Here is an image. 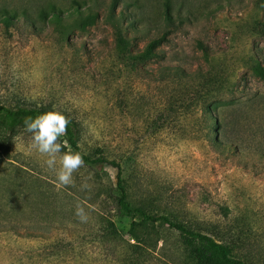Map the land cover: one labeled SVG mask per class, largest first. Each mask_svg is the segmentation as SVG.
Wrapping results in <instances>:
<instances>
[{"label":"rangeland","instance_id":"374dc122","mask_svg":"<svg viewBox=\"0 0 264 264\" xmlns=\"http://www.w3.org/2000/svg\"><path fill=\"white\" fill-rule=\"evenodd\" d=\"M109 2L0 0L15 12L6 29L0 22V104L62 111L84 150L111 146L130 201L264 264V79L251 71L264 65V0H119L112 16L129 50L165 35L158 56L128 67L115 59ZM49 3L62 15L89 6L98 17L64 34L38 17ZM29 142L20 132L0 158V264L181 262L160 242L135 257L130 219L97 206L96 173L114 182L113 167H82L74 187L58 188L43 159L26 155ZM77 204L88 222L74 215Z\"/></svg>","mask_w":264,"mask_h":264},{"label":"trees","instance_id":"16d2710c","mask_svg":"<svg viewBox=\"0 0 264 264\" xmlns=\"http://www.w3.org/2000/svg\"><path fill=\"white\" fill-rule=\"evenodd\" d=\"M119 0H110L107 10V20L114 29V49L115 59L120 66L128 67L138 61L158 56V47L165 39L164 33L161 36L149 39L140 49L129 50V40L122 33V28L117 19H113V9ZM50 13L46 14V8L38 9V17H43L53 22L65 30H84L94 23L98 14L91 7H74L73 11L67 15H62L60 8L49 3L47 8ZM15 12L0 5V22L6 29ZM21 15L29 24H33L30 14L26 10L21 11ZM115 18V17H114ZM119 18V17H118ZM164 18L167 23H172L168 6H165ZM178 68H172L168 74H177ZM164 70H169L164 67ZM254 75L264 79V65L254 62L251 65ZM43 106H6L0 104V158L9 155L12 148L13 138L20 132H24V119L34 117L39 113L47 111ZM70 123L67 127V134L61 137V141L67 144L74 151H79L83 155L84 168L93 169L98 165L107 164L116 170L115 180L112 182L106 175L103 177L96 173L94 178V193L97 206L102 211H112L116 218H129L130 222L126 230L127 235L133 241L128 243L132 248L135 257H144L148 250H152L160 242V249L163 250L169 243L173 254L177 255L169 259L183 256L181 262L175 264H247L238 255L232 253V247L216 241L210 235L187 227L184 223L169 218L164 214L150 213L142 204L134 203L128 199L126 190V180L121 176V164L115 158V154L110 145H95L90 150L82 148L81 130L77 122L68 118ZM79 145V146H78ZM67 150V149H64ZM16 172H14V175ZM105 179V180H104ZM104 227L111 228L113 223L109 219H104ZM110 231V230H109Z\"/></svg>","mask_w":264,"mask_h":264},{"label":"clouds","instance_id":"9594fccd","mask_svg":"<svg viewBox=\"0 0 264 264\" xmlns=\"http://www.w3.org/2000/svg\"><path fill=\"white\" fill-rule=\"evenodd\" d=\"M69 123L68 117L55 108L26 117L23 122L24 130L30 134V142L24 149L26 155L35 153L43 159L46 170L55 176L58 188L74 187V174L85 166L82 153L72 150L67 141L60 140L66 136ZM90 188L87 181L82 182L81 190ZM74 215L81 223L89 220V214L81 204L75 206Z\"/></svg>","mask_w":264,"mask_h":264}]
</instances>
